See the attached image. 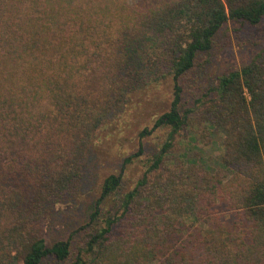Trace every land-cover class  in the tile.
Masks as SVG:
<instances>
[{"label": "trees", "instance_id": "1", "mask_svg": "<svg viewBox=\"0 0 264 264\" xmlns=\"http://www.w3.org/2000/svg\"><path fill=\"white\" fill-rule=\"evenodd\" d=\"M263 18L264 0H0V264H264V54L195 79L228 21ZM161 79L169 107L103 179L78 250L47 242L43 211L76 193L107 119Z\"/></svg>", "mask_w": 264, "mask_h": 264}, {"label": "rangeland", "instance_id": "2", "mask_svg": "<svg viewBox=\"0 0 264 264\" xmlns=\"http://www.w3.org/2000/svg\"><path fill=\"white\" fill-rule=\"evenodd\" d=\"M126 1L131 5L139 4L140 1L147 5L151 0ZM259 52L264 54V18L256 26L228 21L214 37L210 52L198 57L195 79L202 84L212 82L215 76L231 67L241 66ZM189 85L190 81L187 83ZM171 92L169 79L151 83L131 94V100L121 114L107 119L85 159L76 193L70 195L63 204L43 211L40 221L47 242L75 233L73 250H78L76 244L83 241V232L79 229L89 221L88 214L99 195L103 179L110 173L121 171L123 158L137 150L141 128L151 126L154 118L168 109ZM165 136L166 130L162 129L141 140L144 145L143 156L126 166L122 172L124 190L135 182L145 168L148 153L157 149Z\"/></svg>", "mask_w": 264, "mask_h": 264}]
</instances>
